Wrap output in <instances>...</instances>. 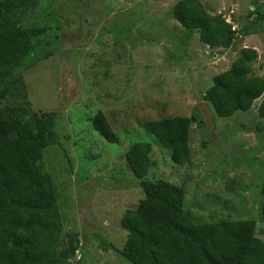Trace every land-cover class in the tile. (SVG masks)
Wrapping results in <instances>:
<instances>
[{"label": "rangeland", "instance_id": "obj_1", "mask_svg": "<svg viewBox=\"0 0 264 264\" xmlns=\"http://www.w3.org/2000/svg\"><path fill=\"white\" fill-rule=\"evenodd\" d=\"M19 1L25 8L21 27L46 28L52 38L18 71L23 90L6 101L2 90L0 98L5 111L23 120L57 113L58 142L43 150V173L54 184L63 232L78 234L77 250L66 264H130L119 254L127 236L120 221L143 198L125 158L137 142L151 146L148 179L184 188V212L193 223L253 219L255 235L264 242L260 99L228 118L215 116L206 103L211 129L198 108L212 77L226 70L241 48L257 51L252 74H264V29L240 33L228 49H210L197 30H184L173 18L179 0ZM199 1L237 32L254 22L251 0ZM98 112L116 144L93 128ZM177 116L195 119L184 166L174 164L142 127Z\"/></svg>", "mask_w": 264, "mask_h": 264}, {"label": "trees", "instance_id": "obj_2", "mask_svg": "<svg viewBox=\"0 0 264 264\" xmlns=\"http://www.w3.org/2000/svg\"><path fill=\"white\" fill-rule=\"evenodd\" d=\"M254 22L235 31L221 14L209 13L199 0H179L173 18L183 29L197 30L210 49H228L240 33L264 29V3L251 0ZM25 8L19 0H0V92L3 101L17 96L24 82L18 71L50 42L46 28H22ZM50 50L43 54L49 57ZM255 49L242 48L231 66L213 76L204 95L218 118L248 111L260 99L257 113L264 125V74H252ZM0 98V264H66L78 246V234L63 232L54 184L43 173V150L58 142L55 111L34 114L31 120L13 117ZM193 117L147 121L153 136L171 160L184 166L190 155ZM93 128L108 142H118L109 122L98 112ZM151 146L137 142L125 158L143 192L135 208L125 211L120 226L127 232L119 254L130 264H264V242L256 237V222L220 220L193 223L184 212L185 190L165 180L147 178ZM260 196L264 223V171ZM63 241L66 242L64 246Z\"/></svg>", "mask_w": 264, "mask_h": 264}, {"label": "water", "instance_id": "obj_3", "mask_svg": "<svg viewBox=\"0 0 264 264\" xmlns=\"http://www.w3.org/2000/svg\"><path fill=\"white\" fill-rule=\"evenodd\" d=\"M198 108L200 109L201 115L203 116L206 124L208 125V129H211L213 126V115L210 110L206 107V103L202 102L198 104ZM64 246L66 242L63 241Z\"/></svg>", "mask_w": 264, "mask_h": 264}, {"label": "crops", "instance_id": "obj_4", "mask_svg": "<svg viewBox=\"0 0 264 264\" xmlns=\"http://www.w3.org/2000/svg\"><path fill=\"white\" fill-rule=\"evenodd\" d=\"M184 30H185V29H184ZM245 48H246V47H245ZM241 49H242V48H241ZM230 66H231V65H230ZM230 66H229V67H230ZM229 67H228V68H229ZM228 68H227V69H228ZM227 69H226V70H227ZM224 71H225V70H224ZM212 78H213V77H212ZM211 80H212V79H211ZM209 85H210V82H209ZM209 85H208V87H209ZM211 86H212V85H211ZM211 86H210V87H211ZM207 89H208V88H207Z\"/></svg>", "mask_w": 264, "mask_h": 264}]
</instances>
